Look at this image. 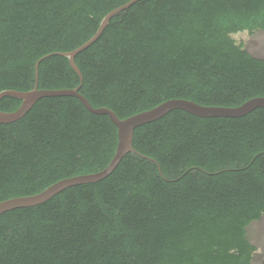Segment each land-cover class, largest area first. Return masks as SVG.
I'll return each mask as SVG.
<instances>
[{"label": "trees", "instance_id": "trees-1", "mask_svg": "<svg viewBox=\"0 0 264 264\" xmlns=\"http://www.w3.org/2000/svg\"><path fill=\"white\" fill-rule=\"evenodd\" d=\"M132 1L0 0V94L80 88L122 120L175 99L235 108L264 97V57L233 38L264 31V0H140L75 57L81 81L60 54ZM21 105L6 97L0 111ZM133 147L106 179L1 215L0 264H256L263 108L238 119L176 110L137 128ZM117 148L108 116L43 98L0 124V203L102 172Z\"/></svg>", "mask_w": 264, "mask_h": 264}, {"label": "water", "instance_id": "water-1", "mask_svg": "<svg viewBox=\"0 0 264 264\" xmlns=\"http://www.w3.org/2000/svg\"><path fill=\"white\" fill-rule=\"evenodd\" d=\"M138 1L140 0H133L129 4L120 7L118 9H115L114 11L109 13L101 22V25L95 36L92 39H90L86 44H84L82 47L71 53L60 54L61 56L69 59L72 69L80 77L81 81H83V76L75 63V57L82 51L88 49L101 37L105 29L108 27L111 19H113L117 14L128 9L130 6H132L134 3ZM41 61L42 60H40L36 65L37 80H38L39 64ZM79 90L80 88L72 89V90H40L37 84L36 87L29 92L4 91L0 94V102L2 101V99L6 97H11L20 100L22 102V105L15 112L7 113L0 111V124H12L23 119L35 106V104L43 98H58V97L77 98L81 101V103L90 113L99 116H108L111 119L112 123L118 129V148L111 163L102 172L96 174H90V175H82V176H77L62 180L52 185L51 187H49L40 194L27 196V197L14 198L1 202L0 216L13 210L32 208L43 205L69 188L94 184L106 179L111 174H113V172L117 169L121 161L129 153H135V154L137 153V151L133 147L135 130L147 124L154 123L173 111L181 110L193 116L199 118H206V119H211V118L238 119L245 117L246 115L252 113L253 111L259 108L264 109V97L251 99L245 104L235 108L207 107V106H202L193 101L175 99V100L167 101L150 111H146L122 120L116 115L115 112H113L110 109L94 108L91 105V103L84 96L80 94Z\"/></svg>", "mask_w": 264, "mask_h": 264}, {"label": "rangeland", "instance_id": "rangeland-1", "mask_svg": "<svg viewBox=\"0 0 264 264\" xmlns=\"http://www.w3.org/2000/svg\"><path fill=\"white\" fill-rule=\"evenodd\" d=\"M238 43H243L244 47L258 57H264V31L249 34L242 32L233 35ZM249 239L258 250L255 254V263L260 264L264 257V217L259 222L254 223L248 231Z\"/></svg>", "mask_w": 264, "mask_h": 264}]
</instances>
